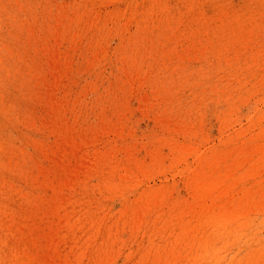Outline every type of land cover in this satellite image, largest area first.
<instances>
[{
	"label": "rangeland",
	"instance_id": "obj_1",
	"mask_svg": "<svg viewBox=\"0 0 264 264\" xmlns=\"http://www.w3.org/2000/svg\"><path fill=\"white\" fill-rule=\"evenodd\" d=\"M0 56L3 257L180 264L171 204L215 199L193 175L233 183L217 202L264 185V0H0ZM126 204L136 218H116ZM244 240L218 264H264Z\"/></svg>",
	"mask_w": 264,
	"mask_h": 264
},
{
	"label": "bare ground",
	"instance_id": "obj_2",
	"mask_svg": "<svg viewBox=\"0 0 264 264\" xmlns=\"http://www.w3.org/2000/svg\"><path fill=\"white\" fill-rule=\"evenodd\" d=\"M3 60L4 58L2 59L0 56V69L4 67ZM180 151H183V148ZM234 170L235 164L232 163L227 170L229 172L228 176L235 177ZM210 181L212 182L210 177L201 172L198 175H193L188 182L189 185H192L195 200H200L215 191V199L211 200L210 203L198 206H195V203L186 205L182 202L171 204L174 208L180 210L177 217L179 223L177 231L171 232V234L166 233V238L169 242L171 235L174 236L173 242L169 245L171 246L170 249L178 247L179 251L182 252L180 264H218L222 261L219 253L225 249L227 241H235L240 236H244V241L250 242V245L252 244V246H247V253L259 258L264 257V232L260 237H257L254 230L251 229V223L255 221H258L257 224L260 223L264 226V217L253 218L251 215L252 209L256 211L258 208L263 209L260 204L264 203V185H260L254 193L246 192L243 197L233 195L226 203L223 199L217 202V196H226L227 192L233 188V183L222 186L220 184L214 185ZM103 183L104 187H107L110 181L109 179H103ZM8 188L9 185L5 181L0 182V189L6 194L5 199L7 198ZM163 195L164 188L156 187L151 191L142 193L140 198L145 207L154 208L164 202ZM147 201L149 205H147ZM1 202L5 203L3 199ZM142 204L140 205L142 206ZM123 209L122 215L116 218H136L139 206L126 204ZM261 212L264 216V212ZM153 217L164 218L161 215ZM5 238L8 244V238L6 236ZM260 238H262V243L257 244L258 241L255 240L260 241ZM167 245L168 243L161 248L167 249ZM155 246L153 244L150 248ZM1 256L3 257V255H0V258ZM3 259L7 260L6 264L9 263L10 259L13 264H16L15 262H18L19 259L18 252L15 250L9 251L0 260V264H3Z\"/></svg>",
	"mask_w": 264,
	"mask_h": 264
}]
</instances>
